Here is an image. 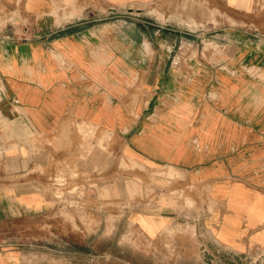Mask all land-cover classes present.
I'll return each instance as SVG.
<instances>
[{
    "label": "crops",
    "instance_id": "obj_1",
    "mask_svg": "<svg viewBox=\"0 0 264 264\" xmlns=\"http://www.w3.org/2000/svg\"><path fill=\"white\" fill-rule=\"evenodd\" d=\"M164 1L0 0V218L49 208L47 194L31 189L32 175L25 167L36 163L37 136L71 130L75 121L105 131L126 160L135 154L154 165L196 161L189 145L197 90L186 91L184 105L159 120L148 117L151 107L161 108L157 94L174 89L180 78L176 66L196 67L193 59L171 64L164 52L179 40L177 34L196 36L189 33L196 32V14L172 16L188 17L184 29L189 32L164 22L152 39L147 28L133 23L137 12ZM188 1L205 5L208 33L226 40L231 36L237 46H264V0ZM246 35L252 39L246 41ZM189 38H183L188 42L183 46H196V39ZM138 85L135 112L130 100ZM243 137L242 132L236 141ZM255 155L264 157V143ZM86 162L101 164L102 158L95 153ZM160 181L127 175L102 186L99 197L125 204L126 222L156 239L181 219L177 193L188 188L163 179L167 187L158 189ZM191 184L206 195L199 223L206 235L237 253L264 244L263 188L229 175H205ZM10 258L0 251V264Z\"/></svg>",
    "mask_w": 264,
    "mask_h": 264
},
{
    "label": "rangeland",
    "instance_id": "obj_2",
    "mask_svg": "<svg viewBox=\"0 0 264 264\" xmlns=\"http://www.w3.org/2000/svg\"><path fill=\"white\" fill-rule=\"evenodd\" d=\"M190 12L197 16L196 32L184 29L188 17L172 18ZM138 13L133 23L147 28L150 39L164 22L196 35L177 34L179 40L165 46L171 64L193 59L196 67L176 66L180 78L174 89L157 94L161 108L148 112L151 121L159 120L184 105L186 91L197 90L200 95L191 113L195 135L189 145L196 161L154 165L135 154L126 160L105 131L77 121L71 130H59L50 138L37 136V160L25 167L26 174L32 175L31 189L46 193L50 206L36 214L0 218V251L11 255L6 264H264V244L237 253L205 234L199 223L206 195L191 184L205 175H229L264 189V157L255 155L264 143V46H237L231 36L226 40L208 33L201 3L165 0ZM189 37L196 39V46H183L188 43L183 38ZM140 90L138 85L131 93L135 112ZM150 99H144V105H150ZM95 153L102 156L101 164L86 162ZM127 175L140 180L159 177L158 189L167 187L163 179L187 184L177 193L181 219L156 239L126 222L125 204L99 197L102 186Z\"/></svg>",
    "mask_w": 264,
    "mask_h": 264
},
{
    "label": "bare ground",
    "instance_id": "obj_3",
    "mask_svg": "<svg viewBox=\"0 0 264 264\" xmlns=\"http://www.w3.org/2000/svg\"><path fill=\"white\" fill-rule=\"evenodd\" d=\"M101 158V157H100Z\"/></svg>",
    "mask_w": 264,
    "mask_h": 264
}]
</instances>
